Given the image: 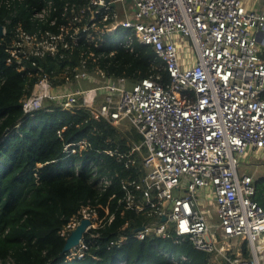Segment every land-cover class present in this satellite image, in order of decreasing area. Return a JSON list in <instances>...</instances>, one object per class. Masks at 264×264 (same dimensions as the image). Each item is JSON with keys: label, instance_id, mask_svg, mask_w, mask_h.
Listing matches in <instances>:
<instances>
[{"label": "built area", "instance_id": "obj_1", "mask_svg": "<svg viewBox=\"0 0 264 264\" xmlns=\"http://www.w3.org/2000/svg\"><path fill=\"white\" fill-rule=\"evenodd\" d=\"M118 1L131 2L134 9L111 23L114 6L110 1L89 0L86 7H72L68 23L57 31L38 36L17 27L19 39L14 38L16 48L11 53L20 46L31 47L30 53L37 55L55 53L59 43L69 48L63 36L68 30H72L71 41L78 43L82 33L92 42L97 35L114 34L122 27L131 30L139 43L153 47L170 83L163 85L150 77L129 86L126 78L74 69L76 81L89 79L100 85L75 88V81H67L54 87L44 75L23 100L24 112L33 113L50 102L71 111L89 108L96 118L113 126L128 121L143 139L122 156L144 148L146 174L132 184L133 189L123 183L127 191L124 205L155 217L131 235L141 240L151 234L189 239L197 249L212 253L216 264H264V206L255 199L258 189L253 177L238 172L241 157L249 149L264 148V45L258 40L264 34V10L249 9L242 0ZM52 9L49 0L36 17L44 20ZM132 37L124 39L129 47ZM176 37L189 38L195 49L190 67L185 66L191 58L179 57ZM42 80L50 87L40 85ZM100 91L105 93V102L94 107ZM75 146L83 149L88 143H69L65 152L75 153ZM101 183L105 189L111 181L103 177ZM207 188L220 219L218 230H211L205 209V201L211 200L206 194L200 199ZM105 211L108 215L109 209ZM82 215L92 222L86 233L103 221L95 219L98 214L90 206ZM131 235H121L114 245L127 242ZM80 246L86 249L83 239ZM185 259L172 257L171 261L181 264Z\"/></svg>", "mask_w": 264, "mask_h": 264}, {"label": "trees", "instance_id": "obj_2", "mask_svg": "<svg viewBox=\"0 0 264 264\" xmlns=\"http://www.w3.org/2000/svg\"><path fill=\"white\" fill-rule=\"evenodd\" d=\"M48 1L0 0V25L5 30L0 34V264H173L172 257L182 256L186 259L181 264H216L212 253L197 249L189 239L151 234L141 240L131 235L155 220L124 205L123 183L133 189L132 184L146 174L138 151L122 156L143 139L135 129L122 133L83 106L71 111L49 103L33 113L24 112L23 100L44 75L54 87L67 81L75 84L74 69L126 78L128 84L150 77L163 85L171 81L153 47L139 43L131 30L122 27L114 34L97 35L92 42L82 33L78 43L71 41L68 30L63 36L69 48L59 43L57 52L37 55L30 53L31 47L20 46L12 55L13 40L19 39L17 27L42 36L67 24L72 7L90 4L52 0L51 13L41 20L36 13ZM113 10L114 19L108 23L118 15L115 6ZM52 19H58L56 25ZM131 34L129 47L124 39ZM79 141L88 146L65 152L67 144ZM103 177L111 181L105 189L100 184ZM257 189L255 199L264 206V190ZM87 206L103 221L84 235L82 255L64 252L68 227L83 218ZM124 234L131 235L127 242L114 245Z\"/></svg>", "mask_w": 264, "mask_h": 264}, {"label": "rangeland", "instance_id": "obj_3", "mask_svg": "<svg viewBox=\"0 0 264 264\" xmlns=\"http://www.w3.org/2000/svg\"><path fill=\"white\" fill-rule=\"evenodd\" d=\"M245 5L247 6V8L249 9H256V10H264V0H242ZM116 10L118 12V15L116 16V21L120 20V18L124 17V14L126 12H129L130 10H133L134 8L131 5V2H123V1H117L116 2ZM122 20V19H121ZM177 38V47L179 48V57L180 59H185L188 61L190 60V63L185 66V67H190L191 65H193L194 60H195V49L193 47V45H191L189 38L187 37H179L181 38L180 40H178ZM185 43H188V46H185ZM107 76V75H106ZM102 77V76H100ZM100 84L94 81H90L88 80H79L76 81L75 84H73V86L76 87H80V88H84V89H89L92 87H97ZM129 86H131V83L129 84ZM128 86V87H129ZM105 102V93H103V91H100L97 95L96 98V103L97 105H95L94 107L98 106V104ZM50 102L46 103L49 104ZM114 127L118 128L119 131H121L122 133H129L131 131H133V129H135L128 121H121L119 124L115 125ZM136 130V129H135ZM137 131V130H136ZM138 132V131H137ZM139 133V132H138ZM131 137V136H129ZM142 142V140H141ZM141 142H139L138 144H140ZM140 155H143V158L146 155V151H144V148L140 150ZM256 155H258L257 153L252 154V156L250 157L251 161H253V163H255V165H261L264 167V154L263 155H259V157L256 159ZM241 166L239 167V173L242 174L241 169H246L245 164H240ZM247 172L252 175L253 177H257L259 175H264V168H258V167H251L247 170ZM209 191V192H207ZM205 194L207 195L208 199H210L211 201H205V209L207 211L208 214V221L209 224L211 225V230H218L220 227V219L218 217V214L216 212V207L214 204V201L212 200L211 196V192L209 190V188H207V190H205L204 193H202L200 195V199H202L203 197H205ZM99 218L98 216H95V219ZM81 221V220H80ZM80 221L75 222L73 225H69L68 229H70L71 231L80 223ZM72 251H74V253L78 252L81 253L82 252V248L79 245L77 248L73 249ZM76 251V252H75ZM73 253V254H74ZM72 254V255H73ZM216 263V261H214Z\"/></svg>", "mask_w": 264, "mask_h": 264}, {"label": "water", "instance_id": "obj_4", "mask_svg": "<svg viewBox=\"0 0 264 264\" xmlns=\"http://www.w3.org/2000/svg\"><path fill=\"white\" fill-rule=\"evenodd\" d=\"M110 1V3L115 6L118 0H106ZM0 34H3V26L0 25ZM259 42L264 45V34L262 36L259 35L258 37ZM166 218L163 217L162 221H165ZM92 224L91 220L88 218L81 219L80 223L69 233L66 239V243L64 245V252L72 251L73 249L77 248L83 239L84 234L86 233L87 228ZM140 227L139 229H142Z\"/></svg>", "mask_w": 264, "mask_h": 264}, {"label": "crops", "instance_id": "obj_5", "mask_svg": "<svg viewBox=\"0 0 264 264\" xmlns=\"http://www.w3.org/2000/svg\"><path fill=\"white\" fill-rule=\"evenodd\" d=\"M254 153H257L258 155H256V159L259 157V155H263L264 154V148L263 149H261V150H254V149H249V151L244 155V156H242L241 157V164L243 163V164H245V166H246V169H241V171H242V174H240V175H245V174H247V175H250L248 172H247V170L249 169V168H251V167H258V168H264L263 166H261V165H255V163H253V161H251V159H250V157L252 156V154H254ZM241 165H239V167H240ZM239 167H238V172H239ZM250 176H252V175H250ZM253 177V176H252ZM253 179H254V181H255V185L257 186V187H259L260 189H263L264 190V175H259V176H255V177H253ZM264 192V191H263Z\"/></svg>", "mask_w": 264, "mask_h": 264}, {"label": "clouds", "instance_id": "obj_6", "mask_svg": "<svg viewBox=\"0 0 264 264\" xmlns=\"http://www.w3.org/2000/svg\"><path fill=\"white\" fill-rule=\"evenodd\" d=\"M3 30H4V28H3ZM39 84L42 85V86H44V87H50V85L47 83L46 80L40 81Z\"/></svg>", "mask_w": 264, "mask_h": 264}]
</instances>
